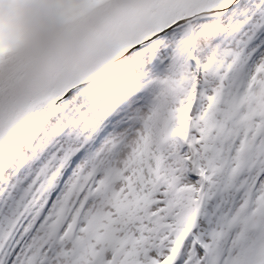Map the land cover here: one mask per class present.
I'll return each mask as SVG.
<instances>
[{"label": "snow or ice", "instance_id": "1", "mask_svg": "<svg viewBox=\"0 0 264 264\" xmlns=\"http://www.w3.org/2000/svg\"><path fill=\"white\" fill-rule=\"evenodd\" d=\"M9 3L0 264H264V0Z\"/></svg>", "mask_w": 264, "mask_h": 264}, {"label": "rangeland", "instance_id": "2", "mask_svg": "<svg viewBox=\"0 0 264 264\" xmlns=\"http://www.w3.org/2000/svg\"><path fill=\"white\" fill-rule=\"evenodd\" d=\"M8 2L15 3L21 6L22 10H24V8L27 5L35 4V3H42V2H45V0H8ZM54 2L59 4V0H54ZM78 2L82 4L84 3L85 6H88L90 4L89 0H78ZM100 2L101 0H96V4ZM62 10L67 14V17H69V8L66 5H62ZM0 24H4V21L2 18H0ZM17 27H18L17 21L15 19L11 21H7V23L5 24L6 30L10 33L15 32L17 30ZM106 86L114 90H119L123 86L122 78L120 76L111 77L109 81L107 82Z\"/></svg>", "mask_w": 264, "mask_h": 264}, {"label": "bare ground", "instance_id": "3", "mask_svg": "<svg viewBox=\"0 0 264 264\" xmlns=\"http://www.w3.org/2000/svg\"><path fill=\"white\" fill-rule=\"evenodd\" d=\"M89 1L90 4L88 6H85L84 3L82 4L78 2V0H59V5H66L69 8V17H71L72 15L88 11L90 9V6L96 4V0Z\"/></svg>", "mask_w": 264, "mask_h": 264}, {"label": "clouds", "instance_id": "4", "mask_svg": "<svg viewBox=\"0 0 264 264\" xmlns=\"http://www.w3.org/2000/svg\"><path fill=\"white\" fill-rule=\"evenodd\" d=\"M2 11L4 14V18L7 21H11L15 19L12 15V5L8 2V0H5V4L2 6Z\"/></svg>", "mask_w": 264, "mask_h": 264}]
</instances>
